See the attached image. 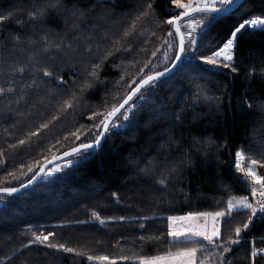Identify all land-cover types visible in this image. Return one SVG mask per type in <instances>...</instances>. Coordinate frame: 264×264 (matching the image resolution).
<instances>
[{"label":"trees","instance_id":"trees-1","mask_svg":"<svg viewBox=\"0 0 264 264\" xmlns=\"http://www.w3.org/2000/svg\"><path fill=\"white\" fill-rule=\"evenodd\" d=\"M146 2H153L158 19L168 18L169 0H110L102 5L108 12L102 11L101 0H84L80 5L88 17L81 25L84 32L75 42L78 45L76 52L64 57L55 49L43 52L39 44L24 53H13V34L18 33L25 39L29 36L39 39L43 34L40 27L27 19L28 11L40 0H0V15L11 13L10 19L0 21V53H3L0 55V86L8 87L10 80H14L16 88L14 94L0 97V150L4 152L0 187H17L21 182L26 183L33 177L26 165L32 164L35 169V161L42 165L79 144L80 141L70 133L81 125L84 126L81 140H90L94 131L89 129L95 121L88 117L93 111H103L106 101L110 107L115 102L112 93L122 96L130 91L126 85L131 79L138 82L137 74L141 69L147 73L152 67L143 68L144 61L151 60L156 66L155 71L171 66L172 57L177 54L175 47H161L162 40L157 37H150L145 42V37L134 33L127 41L132 51L110 56L100 71L99 80H94L93 86L83 93L79 92L90 65L99 63L100 59L98 55H89L87 46L91 45L94 53L97 44L103 50L113 35L119 37L136 9L142 8ZM240 5L243 7L239 6L234 15L218 18L210 25L206 22L203 32L197 30L194 33L197 54L219 46L242 16L247 19L264 15V0H244ZM17 20L24 21L23 25ZM93 25L95 27H90ZM143 26L155 30L159 37L168 38L167 25L156 28L149 20ZM140 27L138 25L137 32ZM89 35L91 40H87ZM105 35L108 39L104 38ZM176 42L177 38L173 45ZM157 47L160 50L152 56L151 51ZM141 48L148 51L142 52ZM33 51L38 53L33 62H38L40 67H49L67 83L59 85L58 81H50L39 72L33 75L26 70L12 76L6 71L9 64L16 61L31 67L28 57ZM165 51L169 57L167 64L163 56ZM234 59L236 73L222 67L206 66L190 56L184 57V63L163 79L166 83L158 87L147 106L136 112L131 124L113 130L95 155L87 159L74 157L76 162L72 168H65L19 195L0 197V264H104L89 261L88 255L108 256L117 264H137L136 256L162 255L169 247L173 251L178 247L169 245L167 217L189 211L214 212L223 208L229 195H248V186L235 171L234 162L235 153L241 147L246 155L264 161V75L261 74L264 69V31L249 30L239 36ZM121 60L133 75H126L124 84L117 85L124 66L114 65H120ZM253 69L255 72L249 79V72ZM33 79H36V85L23 87ZM193 80L207 83L208 94L221 96L222 102L195 99ZM71 92H77L79 96L75 111L57 113V105ZM22 95L23 98L18 99ZM246 102L252 104L251 109ZM157 112L162 113L158 118ZM174 112L181 113L182 123L171 120ZM54 114L60 118L49 124L48 129H40L39 136L19 145V140L26 138L29 131H36ZM65 136L68 138L64 139ZM170 137L179 145H171ZM12 144L17 147L10 148ZM153 157L159 161L187 160L189 163L182 167L178 178L169 184L167 190H163L153 177L140 171ZM13 171L19 179L8 176V172ZM113 193L118 194L119 200L113 197ZM93 212L106 222L101 224L92 216ZM121 216L129 219L121 221L118 219ZM143 216L152 219L132 220ZM246 220V212H234L227 226L221 224L222 237L232 234L233 228ZM140 223L145 224L144 229L139 227ZM30 225L38 232L55 233L50 237L51 242L66 243L84 255L38 245L22 248L31 238L27 233ZM141 236L146 239L141 241L138 239ZM242 236V243L232 246L233 251L227 256L231 264H252L253 245L264 249V217H255L250 230ZM17 249L23 254L13 255ZM201 255L198 253V257ZM125 256L129 259H121ZM211 260L214 262L215 257ZM255 264H264V255H257Z\"/></svg>","mask_w":264,"mask_h":264},{"label":"snow or ice","instance_id":"snow-or-ice-1","mask_svg":"<svg viewBox=\"0 0 264 264\" xmlns=\"http://www.w3.org/2000/svg\"><path fill=\"white\" fill-rule=\"evenodd\" d=\"M84 0H40V3H34L31 10L28 11L27 19L37 27H40L42 35H39V39H35L31 36L27 39L21 37L18 33L11 36L13 42L12 52L19 51L24 53L28 51L34 45L39 44L41 50L45 53L55 49L57 54L64 57H68L70 54H74L78 45L75 43L81 38V33L84 29L82 24L86 23L88 17L85 8L80 5ZM110 0H101V7L104 3H108ZM239 4V0H169V9L167 10L168 18L160 20L156 16V10L153 6V2H146L142 8H137L133 14L132 19L128 25L124 27L119 37L112 36L108 46H105L101 50L100 45L95 46V53L91 45L87 46V53L89 55L95 54L100 57L99 63L90 65V70L87 73V78L82 82L79 92L83 93L86 89L93 86V81L99 80V74L105 61L116 52L126 51L131 52V45L127 43L128 38L136 33L140 37H145V42H148L150 37H157L162 40L161 47L167 46V49L173 48V42L178 37L176 44L177 54L172 57L171 66L166 67L164 71H155V65L151 60H146L143 63V68H149L147 73L141 71L137 74L139 81L133 78L130 83L126 85L130 91L125 92L122 96L119 93H112V99L115 101L110 107L106 106L103 111H93L88 117L89 120L95 121L92 128L89 131H94V135L90 140H81V130L84 128L81 125L70 135L75 140L80 141L79 144L73 146L70 151H65L63 156H54V160H61L66 158V162L63 165H57L54 168H48L51 160H46V163L41 165L37 160L35 161L36 168L34 169L32 164L26 165L27 171L33 173V177L30 178L27 183L21 182L20 187H0V197L13 196L20 193L21 189H26L29 185L34 184L35 176L42 174L44 176H54L57 173L62 172L65 168H72L75 164L74 157L83 156L85 159L95 155L94 149H99L102 146V141L106 140L109 134L116 129L129 126L132 120L135 118V114L141 108L147 106L148 100L156 94L158 87H162L166 81L163 80L166 74H171L173 70L178 69L181 63H184L183 58L190 56L192 60L199 61L209 67H222L229 69L232 73L238 71L235 65V50L238 47L239 36L244 35L247 31H264V15H255L250 18L244 19L243 16L237 22L230 32V35L219 45L210 47L208 52L197 54V41L194 33L197 30L203 32L208 25L217 21L218 18L234 15L235 10ZM243 7V5H240ZM102 11L108 12L109 10L102 7ZM246 14V13H245ZM11 17V13L8 16L0 15V21L8 20ZM199 17V18H197ZM151 21L156 28H160L163 25H167L169 30L166 33L168 38L157 36V32L145 25L147 21ZM17 23L23 25L24 21L17 20ZM138 25H140L139 32H137ZM95 27V25L90 26ZM183 29V30H182ZM148 33V36H145ZM71 36V39L68 37ZM105 39L108 36L105 35ZM87 40H91V35L87 36ZM187 41V47H186ZM25 45L20 47V45ZM159 47L151 51V55L155 56L159 51ZM140 51L147 52L146 48H141ZM3 55V53H0ZM38 55L36 51H33L28 57L31 67L28 64H21L19 61L9 64L6 71L11 72L12 76L20 75L28 70L35 75L36 72L42 74V77L51 80L58 81L59 85H65L67 82L63 76L57 75L49 67H40L38 62H33L34 58ZM165 63H169V57L167 51L163 53ZM115 67L124 66V61L121 60L120 65H114ZM133 66H135L133 64ZM182 70V69H180ZM255 70L249 72V79H251ZM261 74L264 75V69H261ZM75 75V73H73ZM131 77L133 74L127 71V67H123V74L116 82L117 85H123L125 76ZM174 78V77H172ZM203 78V77H201ZM10 86H0V97H6L8 94H14L16 88L14 86L15 81L10 80ZM36 79H33L31 83L24 84V88L32 87L36 85ZM102 83V81H101ZM192 83L195 87L194 98L215 101L217 104L222 102L221 96L208 94L209 88L207 83L200 84L198 81L193 80ZM135 85V87H132ZM55 90H50L54 93ZM23 95L18 98L22 99ZM79 101L77 92H71L70 95L63 99L56 107L57 113H67L69 110L75 111L76 105ZM43 102V101H41ZM143 102V103H138ZM246 106L251 109L252 104L246 102ZM264 106V105H262ZM183 112V109H181ZM162 113L157 112L158 118ZM60 117L58 114H54L51 120L41 123L36 131H29L27 137L19 140V145H25L33 136H39L40 129H48L49 124L54 120H58ZM97 118H99L97 120ZM171 120L177 123H182L181 113L174 112ZM120 121V123H118ZM127 122V123H125ZM83 135L87 137V132ZM68 137L65 136L64 139ZM60 141L58 140L57 143ZM171 145H179V142L169 138ZM10 148H16V144L9 146ZM222 147V146H218ZM4 152L0 150V165H3L2 159ZM189 161H159L155 157L151 160H147L144 167L140 171L146 175L153 177L156 184H158L163 190H167L169 184L178 178L183 166L188 164ZM23 167V166H22ZM234 168L237 173L242 174L240 179L248 186V195L233 196L229 195L223 208L214 212H187L184 215H173L167 217L168 232L167 236L170 237L169 245H177L175 251L169 247L168 251L162 255L144 256L139 255L135 257L137 264H231V260L227 259L228 254L233 251L234 245H240L244 237L242 233H246L250 230V226L253 225V220L258 215L264 217V175L258 174V168H264V161L252 158L250 155H246L243 147L235 153ZM38 169V171H37ZM47 169V170H46ZM23 175V173H21ZM8 176L19 179L16 172H8ZM113 197L119 200V196L113 193ZM250 197L252 199H250ZM244 211L247 213V220L243 224L236 225L232 234L222 237L221 224L227 226L228 221L233 218V213H239ZM92 216L98 220L101 224L106 221L101 219L96 212L92 213ZM114 219V218H110ZM121 221L129 218L121 216L118 218ZM144 220L152 219L148 216L134 217L132 220ZM141 229L145 228L144 223H140ZM27 233L30 234V240L28 244L22 245V248L27 249L33 245L43 246L48 249H54L57 251H63L65 253H75L77 255H84V253L77 252L73 247L67 246L66 243H54L51 242L50 237H54L55 233L38 232L33 230L30 225L27 229ZM141 241L145 240L144 236L138 237ZM148 239H160V237H149ZM206 242V243H205ZM183 245V247H179ZM23 254L21 249H17L13 253ZM198 253L202 255L198 257ZM264 253V249H257L254 245L251 251L252 264H255V257L258 254ZM206 254V255H204ZM215 257V261L211 260ZM10 260V258H8ZM89 261H100L104 264H117L116 260L110 259L108 256H91L88 255ZM123 260H128L129 257H121Z\"/></svg>","mask_w":264,"mask_h":264},{"label":"water","instance_id":"water-1","mask_svg":"<svg viewBox=\"0 0 264 264\" xmlns=\"http://www.w3.org/2000/svg\"><path fill=\"white\" fill-rule=\"evenodd\" d=\"M244 0H239V4H238V6H237V8L240 6V4L243 2ZM177 40H178V37H177ZM174 62V61H173ZM164 71V70H163ZM175 70H173V72H174ZM172 72V73H173ZM171 73V74H172ZM171 74H166L165 75V77L163 78V79H165V78H167V77H169ZM135 87V86H134ZM102 143H103V141H102ZM71 149H69V150H66V151H70ZM98 149H94V152H96ZM65 152V151H64ZM64 152H62V153H60V154H58L57 156H63V153ZM52 162L50 163V164H48V168H52V167H54V166H56L57 164H59V163H61V162H63V161H65L66 160V158L65 159H61V160H54L53 158L52 159H50ZM46 163V162H45ZM45 163H43V164H45ZM42 164V165H43ZM47 170V169H46ZM38 171V170H37ZM47 178H46V176H44V175H42V174H38V175H36L35 176V182H34V184H32V185H29L26 189H21V191H20V193H18V194H15V195H19V194H21V193H23V192H25V191H27V190H29L30 188H32V187H34V186H36V185H38L40 182H43V181H45ZM27 183V182H26ZM17 187H20V186H17Z\"/></svg>","mask_w":264,"mask_h":264},{"label":"rangeland","instance_id":"rangeland-1","mask_svg":"<svg viewBox=\"0 0 264 264\" xmlns=\"http://www.w3.org/2000/svg\"><path fill=\"white\" fill-rule=\"evenodd\" d=\"M183 30V29H182ZM176 44H177V42H176ZM173 47H175V50H176V52H177V48H176V45H173ZM186 47H187V41H186ZM186 57V56H185ZM58 165V164H57ZM56 165V166H57ZM56 166H54V167H56ZM54 167H52V168H54ZM257 171H258V174H260V175H264V168H258L257 169ZM242 174H240V176H241ZM46 178H48V176H46ZM94 262V261H93Z\"/></svg>","mask_w":264,"mask_h":264},{"label":"built area","instance_id":"built-area-1","mask_svg":"<svg viewBox=\"0 0 264 264\" xmlns=\"http://www.w3.org/2000/svg\"><path fill=\"white\" fill-rule=\"evenodd\" d=\"M262 255H264V253H261ZM259 255V254H258Z\"/></svg>","mask_w":264,"mask_h":264}]
</instances>
